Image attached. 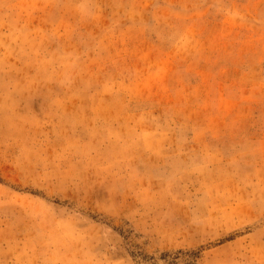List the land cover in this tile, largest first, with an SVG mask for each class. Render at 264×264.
<instances>
[{
	"label": "rangeland",
	"instance_id": "1",
	"mask_svg": "<svg viewBox=\"0 0 264 264\" xmlns=\"http://www.w3.org/2000/svg\"><path fill=\"white\" fill-rule=\"evenodd\" d=\"M0 264H264V0H0Z\"/></svg>",
	"mask_w": 264,
	"mask_h": 264
},
{
	"label": "trees",
	"instance_id": "2",
	"mask_svg": "<svg viewBox=\"0 0 264 264\" xmlns=\"http://www.w3.org/2000/svg\"><path fill=\"white\" fill-rule=\"evenodd\" d=\"M139 257L141 258V259H143V255L142 254H139ZM145 257V256H144ZM146 258V257H145Z\"/></svg>",
	"mask_w": 264,
	"mask_h": 264
}]
</instances>
